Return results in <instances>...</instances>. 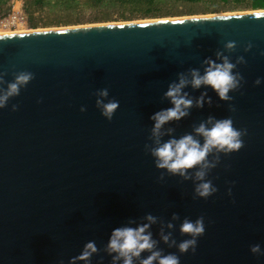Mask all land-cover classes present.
<instances>
[{"label": "water", "instance_id": "95a60500", "mask_svg": "<svg viewBox=\"0 0 264 264\" xmlns=\"http://www.w3.org/2000/svg\"><path fill=\"white\" fill-rule=\"evenodd\" d=\"M230 41L237 45L231 53L224 50ZM217 51L232 63L244 57L233 69L242 87L225 102L210 86L189 83L182 91L194 104L206 93L204 106L164 125L174 131L162 140L195 137L209 116L231 117L247 134L239 151L221 154L208 172L217 192L194 198L196 169L188 180L158 170L145 144L154 146L150 117L172 107L164 97L169 84L180 73L191 81V69L203 75L209 58L222 63ZM21 71L34 79L0 109V264H69L89 241L99 249L91 264H112L103 251L112 230L147 224L149 213L157 217L153 239L180 264H264V255L250 251L259 244L264 252V8L0 33V72L7 73L0 90ZM104 88L107 98L97 95ZM98 99L119 101L111 121ZM201 216L205 233L194 253L160 239L162 227L177 244L189 239L181 223Z\"/></svg>", "mask_w": 264, "mask_h": 264}, {"label": "clouds", "instance_id": "9594fccd", "mask_svg": "<svg viewBox=\"0 0 264 264\" xmlns=\"http://www.w3.org/2000/svg\"><path fill=\"white\" fill-rule=\"evenodd\" d=\"M235 41L227 42L224 45V50L231 53L236 49ZM252 45L249 43L245 51L250 50ZM216 56L222 63H216L212 59L204 61L208 67L203 75L199 70L191 69V81L183 74H179V82L169 84L168 90L164 93V97L169 99L172 107L163 109L154 113L150 119L154 121L151 129V138L154 139V146L145 144V151L150 153L154 158L155 167L158 170L164 169L171 175H179L185 180L191 178L189 170L196 169L194 172L196 183L194 189V198L207 199L217 192L211 180L206 179L208 172L215 168L220 161V155H228L239 151L243 146L242 136L246 135V130H238L233 126L231 117L224 119H216L214 116H209L206 121H203L199 126L194 128L196 136L186 134L179 139L173 137L166 141L162 137L167 133H171L174 129L169 128L167 133L162 131L164 125L171 121H180L190 115L189 110L192 107L203 108L206 93L196 99L195 104L189 98L187 92L182 90L191 83L193 88H200L202 85L210 86L221 101H231L230 92L239 91L242 87L243 77L240 72H233V69L239 64L246 63L243 56L236 58V62L232 63L230 56L224 55L223 51H217ZM7 73L0 72V83H3V76ZM34 79V75L28 71H21L15 74V79L7 84V88L0 90V109L7 107L10 98L20 94L22 88L26 87L29 82ZM261 79L257 78L255 84H261ZM97 95L102 98L109 96L107 88L101 89ZM209 105L212 103V98L208 97ZM97 106L101 108V115L108 121L113 119V116L119 108V101L109 99L107 103L102 100H97ZM17 105H12V111L17 110ZM230 111H235V108L230 105ZM81 112L86 111L85 107H81ZM210 125V127H209ZM196 137H202L203 143ZM210 156H214L216 163L209 160ZM159 181L164 180V172L160 173ZM228 194L231 195L229 188ZM173 220L179 219V216L173 214ZM145 219L149 221L147 224L138 225L137 227H118L112 230L109 241L103 251L112 256V264H134L139 261V264H180L179 257L174 253L164 254L163 250L158 247V241L153 239V234L149 230L152 224L157 222V217L152 214H147ZM168 228H173L174 225L169 223ZM182 235L190 237L177 244V241L172 238V233L165 234L163 227L160 230V239L168 245L169 248L177 247L181 254L191 250L196 251L198 238L205 233L204 218L199 217L195 221L185 218L179 229ZM250 251L254 255H264L259 244L250 247ZM95 241L87 242L81 253L73 257L69 264H77L78 261L83 264H91L93 254H98ZM142 253H148L146 258H142ZM59 264H64L63 260Z\"/></svg>", "mask_w": 264, "mask_h": 264}, {"label": "rangeland", "instance_id": "374dc122", "mask_svg": "<svg viewBox=\"0 0 264 264\" xmlns=\"http://www.w3.org/2000/svg\"><path fill=\"white\" fill-rule=\"evenodd\" d=\"M148 14L116 0H0V19L18 14L17 24H0V30L48 29L113 21L143 20L250 11V0H159ZM136 8V7H132ZM23 16V18H21ZM11 23V24H9Z\"/></svg>", "mask_w": 264, "mask_h": 264}, {"label": "trees", "instance_id": "16d2710c", "mask_svg": "<svg viewBox=\"0 0 264 264\" xmlns=\"http://www.w3.org/2000/svg\"><path fill=\"white\" fill-rule=\"evenodd\" d=\"M99 1H103V0H99ZM116 1L121 2V4L126 6V8L130 6L131 7L130 9L132 11L137 9L139 11H142L143 15H148L156 7L155 4L159 0H116ZM189 1H199V0H189ZM250 4L253 8H264V0H250ZM132 7H136V8H132Z\"/></svg>", "mask_w": 264, "mask_h": 264}, {"label": "built area", "instance_id": "2783aa9c", "mask_svg": "<svg viewBox=\"0 0 264 264\" xmlns=\"http://www.w3.org/2000/svg\"><path fill=\"white\" fill-rule=\"evenodd\" d=\"M16 16V17H15ZM21 18H23V16H21ZM19 19H18V14H14V15H11V16H5L4 18H1L0 19V24H3V25H5L6 23H8L9 21H12L11 23H15V22H19V21H21V19L18 21ZM11 23H9V24H11Z\"/></svg>", "mask_w": 264, "mask_h": 264}, {"label": "bare ground", "instance_id": "6f19581e", "mask_svg": "<svg viewBox=\"0 0 264 264\" xmlns=\"http://www.w3.org/2000/svg\"><path fill=\"white\" fill-rule=\"evenodd\" d=\"M214 15V14H213ZM200 16V15H199ZM16 17V16H15ZM173 18H175V17H173ZM158 19V18H157ZM13 24H15V23H13ZM16 24H17V22H16ZM21 29H18V30H16V31H8V30H0V33H13V32H21V31H27V30H30V29H28V28H26V27H23V25H22V27H20Z\"/></svg>", "mask_w": 264, "mask_h": 264}]
</instances>
